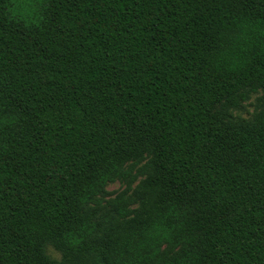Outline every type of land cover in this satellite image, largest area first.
<instances>
[{
	"label": "trees",
	"instance_id": "obj_1",
	"mask_svg": "<svg viewBox=\"0 0 264 264\" xmlns=\"http://www.w3.org/2000/svg\"><path fill=\"white\" fill-rule=\"evenodd\" d=\"M258 92L264 0H0V264H264Z\"/></svg>",
	"mask_w": 264,
	"mask_h": 264
},
{
	"label": "rangeland",
	"instance_id": "obj_2",
	"mask_svg": "<svg viewBox=\"0 0 264 264\" xmlns=\"http://www.w3.org/2000/svg\"><path fill=\"white\" fill-rule=\"evenodd\" d=\"M264 93L258 92L257 94H253L251 98L243 104V108L240 110L233 111V115L236 118L250 121L252 120L256 110L258 109L261 99L263 98ZM123 189V185L119 182H116L114 184H110L108 186V191L112 193H117L120 190ZM48 255L55 259V260H61L62 256L59 252H57L53 247L49 246L47 249Z\"/></svg>",
	"mask_w": 264,
	"mask_h": 264
}]
</instances>
